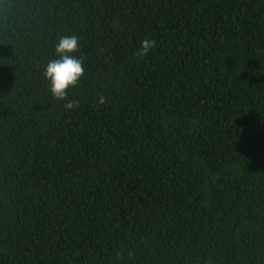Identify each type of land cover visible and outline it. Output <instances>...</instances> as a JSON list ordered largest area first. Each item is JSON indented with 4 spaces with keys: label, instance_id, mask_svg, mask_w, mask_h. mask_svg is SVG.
Segmentation results:
<instances>
[{
    "label": "trees",
    "instance_id": "trees-1",
    "mask_svg": "<svg viewBox=\"0 0 264 264\" xmlns=\"http://www.w3.org/2000/svg\"><path fill=\"white\" fill-rule=\"evenodd\" d=\"M0 264H264V0H0Z\"/></svg>",
    "mask_w": 264,
    "mask_h": 264
},
{
    "label": "clouds",
    "instance_id": "clouds-1",
    "mask_svg": "<svg viewBox=\"0 0 264 264\" xmlns=\"http://www.w3.org/2000/svg\"><path fill=\"white\" fill-rule=\"evenodd\" d=\"M153 43L147 38L143 40L142 51L147 53ZM79 48L80 40L76 35L61 36L55 44V57L43 69L51 95L57 100L65 101L68 109L78 106L77 102L68 98L69 92L77 86L85 72L83 59L75 55Z\"/></svg>",
    "mask_w": 264,
    "mask_h": 264
}]
</instances>
